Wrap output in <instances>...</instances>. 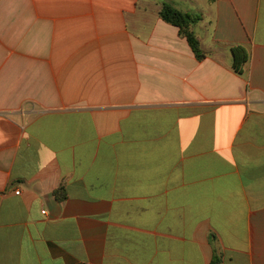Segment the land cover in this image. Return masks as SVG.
<instances>
[{
    "label": "crops",
    "instance_id": "obj_1",
    "mask_svg": "<svg viewBox=\"0 0 264 264\" xmlns=\"http://www.w3.org/2000/svg\"><path fill=\"white\" fill-rule=\"evenodd\" d=\"M0 264H264V0H0Z\"/></svg>",
    "mask_w": 264,
    "mask_h": 264
},
{
    "label": "trees",
    "instance_id": "obj_2",
    "mask_svg": "<svg viewBox=\"0 0 264 264\" xmlns=\"http://www.w3.org/2000/svg\"><path fill=\"white\" fill-rule=\"evenodd\" d=\"M160 16L165 22L180 29L199 59L205 57V54L201 51L199 39L193 31V26L201 20V16L185 13L168 3L164 4ZM248 60L249 53L246 48L242 46L232 48V67L236 73L240 75L245 73V65Z\"/></svg>",
    "mask_w": 264,
    "mask_h": 264
}]
</instances>
